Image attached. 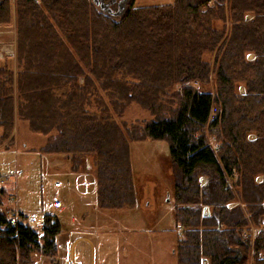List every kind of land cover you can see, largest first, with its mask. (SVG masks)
<instances>
[{
  "label": "trees",
  "instance_id": "trees-1",
  "mask_svg": "<svg viewBox=\"0 0 264 264\" xmlns=\"http://www.w3.org/2000/svg\"><path fill=\"white\" fill-rule=\"evenodd\" d=\"M12 1L15 65L0 66V144L13 145L14 124L25 122L45 137L39 151L66 156L69 171L89 160L97 208L133 209L130 145L165 142L179 174L176 264H264V0H129L118 17L91 0H0V25L12 24ZM131 103L151 118L121 120ZM202 164L218 180L206 217ZM63 226L45 214L38 231L0 209V264L58 262Z\"/></svg>",
  "mask_w": 264,
  "mask_h": 264
},
{
  "label": "rangeland",
  "instance_id": "rangeland-1",
  "mask_svg": "<svg viewBox=\"0 0 264 264\" xmlns=\"http://www.w3.org/2000/svg\"><path fill=\"white\" fill-rule=\"evenodd\" d=\"M171 1L135 0V6L163 5ZM12 16V24L0 25V66L15 65L13 1ZM250 18L251 15L246 16V19ZM212 80L211 77L209 85L211 93ZM239 90L243 91L242 88ZM150 118L147 110L131 103L121 120L133 122ZM16 128L18 130L15 133ZM12 130L13 135L11 133L10 137L13 139V145L7 144L9 139L0 144V189H4L0 198V209L5 217L7 215L12 220L21 219L18 211L9 208L12 204L8 201L13 195L17 199L19 209L28 217L30 226L38 231L45 214L57 216L64 224L58 236L59 244L64 245L71 231L76 232L71 236L72 241L77 237L84 238L76 247V257L80 258L82 264L90 263L91 246L94 264H176L173 249L178 230L177 232L173 230L171 200L172 187L178 181L179 174L170 162L165 142L146 140L132 142L130 145L136 206L133 209H99L95 205L94 188L91 186L89 188L71 186L69 187L73 193L71 195L66 192L67 188L56 189L52 186L55 178L50 176L47 180L43 179L44 164L41 155L45 156V163L46 160L49 162L46 168L52 173L56 170L52 167L54 160L60 159V162L55 161V166L62 170L67 168V162L63 157L67 160L69 158L60 154L41 153L39 149L44 145L45 137L31 132L25 122H16ZM204 132L207 138H213L208 134L207 128ZM6 145L10 148H6ZM198 168L201 173V184L207 183V176L211 179H209L211 185L207 184L206 191L210 198L208 205L213 206L218 202V180L213 178L215 166L202 164ZM85 170L87 173L85 178L89 179L92 185L94 182L92 169L86 167ZM81 178L83 177L79 179ZM60 180L67 185L69 177H61ZM80 192H83L85 200L83 209L74 196ZM57 198L66 203L64 209L59 211L51 206V202ZM83 210L87 213L82 214ZM72 216L75 218L74 222L69 224ZM30 217H33V220ZM36 260L37 264H62L61 255L58 256V262H51L42 256H38Z\"/></svg>",
  "mask_w": 264,
  "mask_h": 264
},
{
  "label": "crops",
  "instance_id": "crops-1",
  "mask_svg": "<svg viewBox=\"0 0 264 264\" xmlns=\"http://www.w3.org/2000/svg\"><path fill=\"white\" fill-rule=\"evenodd\" d=\"M249 56H251V57H249ZM248 58L250 59V58H253V55H248ZM251 60V59H250ZM4 63L6 64V58L4 59ZM240 88H242V87H240ZM17 130H18V128H16V131H15V133L17 132ZM12 135H13V130H12ZM15 139V138H14ZM44 158H45V156H44ZM65 160H66V162H67V168L66 169H62V170H58V168H57V166H55L56 164H55V161L56 162H60V159H57V160H54L53 161V164H52V167L53 168H56V170L54 171V173H52L53 174V177L55 178V180H59V181H61L60 180V178L61 177H69V181H68V183H67V185H64V183L62 182V186L61 187H58V188H56V189H64V188H67V191L66 192H69L71 195L73 194L70 190L71 189H69V187L71 188V186H73L74 188H78V187H80V185H79V180H81V179H79L80 177H83V172H86V167H87V165L84 163V167H85V169H84V167L81 169V170H79V171H69V167H70V165H69V162H68V160L65 158V157H63ZM49 163V162H48ZM48 163H47V160H46V165H47V167H48ZM84 169V170H83ZM65 174H67V175H65ZM94 181V180H93ZM82 187V186H81ZM91 188H94V194H96V183H95V181L93 182V184L91 185ZM90 190V189H89ZM75 196V198L77 199V203H78V205H80V207H82L81 209H83V204L85 203V200H84V195H83V192H80V194H75L74 195ZM65 202L64 201H62V207L60 208V209H54V210H56V211H59V210H62V209H64V206H65ZM19 205V204H18ZM18 205H9L10 207V209L11 208H15L14 210L15 211H20V212H22V213H24L23 211H21L20 209H19V207H18ZM83 213H87L86 212V210H83V212H82V214ZM25 214V213H24ZM87 216V215H86ZM75 218L72 216L71 218H70V223L69 224H72L74 221ZM85 220H86V218H85ZM84 220V221H85ZM74 233H76V232H74V231H71V232H69L68 233V235H69V237H67V240L66 241H64V245L63 244H59V246H60V250H59V255H61V258H63V255H64V251H63V247L65 246V245H67V252L68 253H70L72 256H74V257H76L77 256V249H76V247H77V244L79 243V242H81L82 241V239H84V238H82V237H77V238H74V240L72 241V238H71V236L72 235H74ZM84 241V240H83ZM71 243H73L74 245H72ZM62 250V251H61ZM90 263L89 264H94L93 263V246H91V253H90ZM76 258H78V259H80L79 257H76Z\"/></svg>",
  "mask_w": 264,
  "mask_h": 264
},
{
  "label": "built area",
  "instance_id": "built-area-1",
  "mask_svg": "<svg viewBox=\"0 0 264 264\" xmlns=\"http://www.w3.org/2000/svg\"><path fill=\"white\" fill-rule=\"evenodd\" d=\"M215 112H216V109H215L214 106H212L211 109H210V115H209V118H212L213 115L215 114ZM208 143H209L213 148L216 147V144H215V141H214L213 138H208ZM43 176L46 178V177L48 176V174H47L46 172H44V173H43ZM81 184H82L83 186H86V185L88 184V180L85 179V178L82 179V180H81ZM54 186H55V187L60 186V182H55V183H54ZM60 204H61V203H60V201H58V200H56V201L53 202V205H54V207H56V208L60 207ZM207 214H208L207 206L203 205V207H202V216H206ZM263 228H264V224H263ZM253 230H254V229H253ZM65 264H76V262L73 261V260H66V261H65Z\"/></svg>",
  "mask_w": 264,
  "mask_h": 264
},
{
  "label": "flooded vegetation",
  "instance_id": "flooded-vegetation-1",
  "mask_svg": "<svg viewBox=\"0 0 264 264\" xmlns=\"http://www.w3.org/2000/svg\"><path fill=\"white\" fill-rule=\"evenodd\" d=\"M129 0H127L124 4L123 9L120 11L119 14H117V12L120 10V6L123 5L124 2H122V0H103V3L105 4V8H109V14L112 17H118L121 15V13L124 12L125 8L128 5ZM100 4H101V0H97V7L100 8Z\"/></svg>",
  "mask_w": 264,
  "mask_h": 264
},
{
  "label": "water",
  "instance_id": "water-1",
  "mask_svg": "<svg viewBox=\"0 0 264 264\" xmlns=\"http://www.w3.org/2000/svg\"><path fill=\"white\" fill-rule=\"evenodd\" d=\"M91 1H92L94 4L97 5V0H91ZM126 1H127V0H122V2H124V3H123L122 6L119 7L120 10L117 12V14H119L120 11L123 9L124 4H125ZM100 8H101V10H103V11H109V10H110L109 8H107V9L105 8V4L103 3V0H101Z\"/></svg>",
  "mask_w": 264,
  "mask_h": 264
},
{
  "label": "bare ground",
  "instance_id": "bare-ground-1",
  "mask_svg": "<svg viewBox=\"0 0 264 264\" xmlns=\"http://www.w3.org/2000/svg\"><path fill=\"white\" fill-rule=\"evenodd\" d=\"M209 138H210V137H209ZM207 139H208V138H207ZM208 144H209V143H208ZM209 145H210V144H209ZM210 147H211L212 149H214V150L217 148V147L213 148L211 145H210Z\"/></svg>",
  "mask_w": 264,
  "mask_h": 264
}]
</instances>
